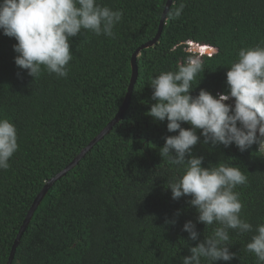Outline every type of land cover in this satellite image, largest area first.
<instances>
[{"label":"trees","instance_id":"trees-1","mask_svg":"<svg viewBox=\"0 0 264 264\" xmlns=\"http://www.w3.org/2000/svg\"><path fill=\"white\" fill-rule=\"evenodd\" d=\"M167 1L101 0L123 11L115 38L89 31L72 37L67 78L42 69L35 79L18 68L17 41L0 30V117L15 124L19 144L10 168L0 170V264H8L19 230L47 182L121 109L132 56L157 35ZM180 3L185 4L181 16L167 17L158 43L137 58L138 76L124 118L49 189L12 264H182V257L191 254L189 247L218 226L198 222L191 197L174 200L166 187L183 175L184 166L163 160L159 152L165 137L178 130L169 132L167 120L146 114L155 103L150 80L177 70L186 56L194 55L205 71L193 81L192 95L201 89L214 96L228 92L226 74L239 50L264 40V0H173L170 9ZM190 42L214 51L200 56ZM200 139L193 152L204 157L205 167L233 163L248 176L247 184L235 189L244 205L242 217L254 228L264 223V151L258 144L240 151L235 143L212 146ZM189 220L196 223L198 240H189L183 230ZM253 234L229 230V250L237 255L215 264H257L255 254L246 250Z\"/></svg>","mask_w":264,"mask_h":264},{"label":"clouds","instance_id":"clouds-1","mask_svg":"<svg viewBox=\"0 0 264 264\" xmlns=\"http://www.w3.org/2000/svg\"><path fill=\"white\" fill-rule=\"evenodd\" d=\"M184 7L180 3L169 9L167 17L179 18ZM122 17V10H112L101 0H0V30L17 41L13 46L15 64L35 79L42 69L57 78H67L74 55L71 38L89 31L114 39L113 29ZM189 45L200 56L214 51L207 45ZM201 71H205L201 59L188 55L177 70L162 71L151 78L155 103L146 113L155 121L167 120L169 132L178 130V134L165 137L159 148L163 160L184 166L183 175L166 186L172 198L191 197L189 204L198 212L197 221L206 226L218 225L211 235L189 247L191 254L182 257V264L232 260L237 254L229 250V230L254 232L246 250L255 254L257 264H264V223L254 228L242 217L244 205L235 191L237 186L247 184L248 176L233 163L210 162L205 167L204 157L193 152L201 135L205 145L228 147L235 143L245 151L258 144L259 151H264V40L239 50L238 59L226 74L228 92L214 96L201 89L193 96V81ZM232 98L234 103H226ZM184 122L191 127H182ZM198 130L202 132L198 134ZM18 148L17 127L9 118L0 117V170L10 168V158ZM165 222L175 224L176 220ZM183 230L189 233V240L199 239L192 220L184 224Z\"/></svg>","mask_w":264,"mask_h":264},{"label":"water","instance_id":"water-1","mask_svg":"<svg viewBox=\"0 0 264 264\" xmlns=\"http://www.w3.org/2000/svg\"><path fill=\"white\" fill-rule=\"evenodd\" d=\"M172 3H173V0L167 1L164 13H163L162 18H161L159 31H158L157 35L155 36V38L153 40L143 44L132 56V60H131V64H132L131 83L129 85L128 92H127V95L125 97V100L123 102L121 109L119 110V112L117 113L115 118L107 124V126L80 152V154L64 170H62L54 178H52L49 182H47V184L44 186L42 191L37 195L36 199L34 200L32 206H31V208H30V210H29V212H28V214H27V216H26V218H25V220H24V222H23V224L19 230L17 238L15 239L8 264H12L14 257H15L16 249L21 242L22 236H23L27 226L29 225L31 219L33 218L34 212L36 211L38 206L41 204L42 200L44 199V197L48 193L49 189L54 185V183L57 180L64 177L71 169H73L85 157V155L89 151H91V149L100 140H102L106 134H108L112 130L113 126L115 124H117L121 119L124 118V115L128 109L130 102H131L132 92H133V89H134V86H135V83L137 80V76H138L137 58L143 49L149 48V47L154 46L155 44L158 43V41L161 37V34L163 32V27H164L165 22H166L167 11L170 9Z\"/></svg>","mask_w":264,"mask_h":264},{"label":"rangeland","instance_id":"rangeland-1","mask_svg":"<svg viewBox=\"0 0 264 264\" xmlns=\"http://www.w3.org/2000/svg\"><path fill=\"white\" fill-rule=\"evenodd\" d=\"M196 53H198V55L200 54L199 51H195ZM232 101V99H230ZM227 102V101H226Z\"/></svg>","mask_w":264,"mask_h":264}]
</instances>
